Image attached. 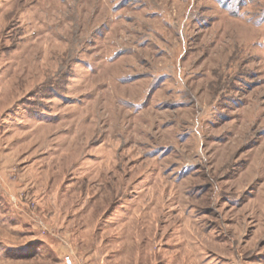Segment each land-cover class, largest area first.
Here are the masks:
<instances>
[{
  "label": "rangeland",
  "instance_id": "1",
  "mask_svg": "<svg viewBox=\"0 0 264 264\" xmlns=\"http://www.w3.org/2000/svg\"><path fill=\"white\" fill-rule=\"evenodd\" d=\"M0 264H264V0H0Z\"/></svg>",
  "mask_w": 264,
  "mask_h": 264
},
{
  "label": "bare ground",
  "instance_id": "2",
  "mask_svg": "<svg viewBox=\"0 0 264 264\" xmlns=\"http://www.w3.org/2000/svg\"><path fill=\"white\" fill-rule=\"evenodd\" d=\"M44 146V145H43ZM75 160V159H74ZM65 169V168H64ZM68 172V171H67ZM66 176V175H65Z\"/></svg>",
  "mask_w": 264,
  "mask_h": 264
}]
</instances>
